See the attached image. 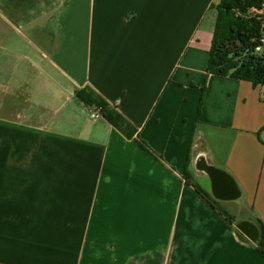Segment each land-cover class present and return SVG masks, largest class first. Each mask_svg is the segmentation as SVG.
Masks as SVG:
<instances>
[{
	"label": "crops",
	"instance_id": "obj_1",
	"mask_svg": "<svg viewBox=\"0 0 264 264\" xmlns=\"http://www.w3.org/2000/svg\"><path fill=\"white\" fill-rule=\"evenodd\" d=\"M220 2L52 0L47 21H7L56 38L0 46V264H264L241 228L264 224L263 90L208 74ZM86 87L134 138L91 117Z\"/></svg>",
	"mask_w": 264,
	"mask_h": 264
},
{
	"label": "trees",
	"instance_id": "obj_2",
	"mask_svg": "<svg viewBox=\"0 0 264 264\" xmlns=\"http://www.w3.org/2000/svg\"><path fill=\"white\" fill-rule=\"evenodd\" d=\"M215 8L217 21L209 48L208 74L249 81L263 90L264 99V0H221ZM75 97L83 105L98 109L101 117L126 137L132 139L137 134V127L100 93L86 87L77 89ZM200 114L201 107L198 116ZM135 140L141 148L154 153L138 135ZM195 190L227 221L233 223L234 218L226 210L209 201V194L205 190L201 187H195ZM258 223L256 231L247 224L241 228L252 236L257 250L264 256V224L261 221Z\"/></svg>",
	"mask_w": 264,
	"mask_h": 264
},
{
	"label": "rangeland",
	"instance_id": "obj_3",
	"mask_svg": "<svg viewBox=\"0 0 264 264\" xmlns=\"http://www.w3.org/2000/svg\"><path fill=\"white\" fill-rule=\"evenodd\" d=\"M31 2L30 0H0V46L7 47L8 44L10 45V43L12 42V44L16 43V46H19V43H28V41L30 40L42 49L44 48L48 51L52 50L56 38L53 22L49 23L46 29L38 32L30 31L28 28L23 27L22 31L27 39H22L21 37L16 36L13 32H10L9 22L7 21H38V23L47 21L44 17L41 16V12H43L45 8H43L45 2H47L48 7L52 8V0H43V3L39 0L38 8L36 9L30 8V4L32 6L36 4V2H33V0H31ZM94 110L96 109H92V111Z\"/></svg>",
	"mask_w": 264,
	"mask_h": 264
},
{
	"label": "water",
	"instance_id": "obj_4",
	"mask_svg": "<svg viewBox=\"0 0 264 264\" xmlns=\"http://www.w3.org/2000/svg\"><path fill=\"white\" fill-rule=\"evenodd\" d=\"M214 179H215V184H216V189L224 191V192H231V185L228 179H226L225 177H221L219 175H214Z\"/></svg>",
	"mask_w": 264,
	"mask_h": 264
},
{
	"label": "built area",
	"instance_id": "obj_5",
	"mask_svg": "<svg viewBox=\"0 0 264 264\" xmlns=\"http://www.w3.org/2000/svg\"><path fill=\"white\" fill-rule=\"evenodd\" d=\"M258 50H260V47L257 48ZM96 109V108H95ZM92 118H101V113L98 109L94 110L91 114Z\"/></svg>",
	"mask_w": 264,
	"mask_h": 264
},
{
	"label": "flooded vegetation",
	"instance_id": "obj_6",
	"mask_svg": "<svg viewBox=\"0 0 264 264\" xmlns=\"http://www.w3.org/2000/svg\"><path fill=\"white\" fill-rule=\"evenodd\" d=\"M216 191H217L219 194H224V193H226V192L221 191V190H218V189H216Z\"/></svg>",
	"mask_w": 264,
	"mask_h": 264
}]
</instances>
